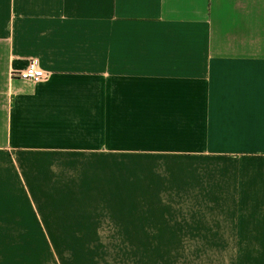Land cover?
Instances as JSON below:
<instances>
[{"label":"crops","instance_id":"1","mask_svg":"<svg viewBox=\"0 0 264 264\" xmlns=\"http://www.w3.org/2000/svg\"><path fill=\"white\" fill-rule=\"evenodd\" d=\"M29 242L264 264V0H0V264Z\"/></svg>","mask_w":264,"mask_h":264},{"label":"rangeland","instance_id":"2","mask_svg":"<svg viewBox=\"0 0 264 264\" xmlns=\"http://www.w3.org/2000/svg\"><path fill=\"white\" fill-rule=\"evenodd\" d=\"M33 229V228H32ZM30 264H209L218 251L242 244L214 243H15Z\"/></svg>","mask_w":264,"mask_h":264},{"label":"built area","instance_id":"3","mask_svg":"<svg viewBox=\"0 0 264 264\" xmlns=\"http://www.w3.org/2000/svg\"><path fill=\"white\" fill-rule=\"evenodd\" d=\"M16 76L25 79L31 80L33 82H42L49 77V73H47L40 65L39 61L36 59H32L26 68L15 72Z\"/></svg>","mask_w":264,"mask_h":264}]
</instances>
